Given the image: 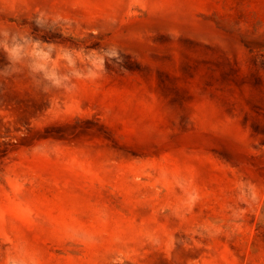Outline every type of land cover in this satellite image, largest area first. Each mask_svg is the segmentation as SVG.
Here are the masks:
<instances>
[{
    "label": "rangeland",
    "instance_id": "rangeland-1",
    "mask_svg": "<svg viewBox=\"0 0 264 264\" xmlns=\"http://www.w3.org/2000/svg\"><path fill=\"white\" fill-rule=\"evenodd\" d=\"M0 264H264V0H0Z\"/></svg>",
    "mask_w": 264,
    "mask_h": 264
}]
</instances>
